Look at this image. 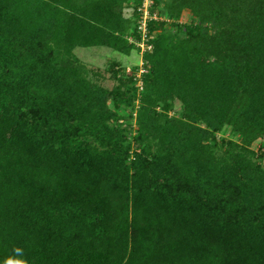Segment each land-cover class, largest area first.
I'll use <instances>...</instances> for the list:
<instances>
[{"label": "trees", "instance_id": "trees-1", "mask_svg": "<svg viewBox=\"0 0 264 264\" xmlns=\"http://www.w3.org/2000/svg\"><path fill=\"white\" fill-rule=\"evenodd\" d=\"M142 4L0 0V264H264V0H153L141 78L93 83Z\"/></svg>", "mask_w": 264, "mask_h": 264}, {"label": "rangeland", "instance_id": "rangeland-1", "mask_svg": "<svg viewBox=\"0 0 264 264\" xmlns=\"http://www.w3.org/2000/svg\"><path fill=\"white\" fill-rule=\"evenodd\" d=\"M137 0H130V7L124 10V15L128 19H132L135 23V3ZM153 12V13H152ZM151 13L157 20H165L167 17L160 14V9L156 8V6H152ZM180 24H189L192 22V16L189 11L184 12L181 15V18L178 20ZM173 21H169L163 30H159L154 32L151 39H155L158 35L162 33H172L173 31H177L172 26ZM139 29L140 23L137 21L136 25ZM134 41V40H133ZM143 43L144 47L140 48L136 45V49L129 55L125 56L116 51H113L109 48L105 47H93V48H77L75 50V55L79 58L81 63L85 65L87 70L89 71L88 78L93 83L107 88L109 90H113L115 87L119 85L117 79L113 76L112 66L116 65L117 69H124L127 73H132L134 68H139V71L136 73L137 79L141 78V75L145 72L143 69V56L146 50L148 49L145 42ZM151 48V47H150ZM149 48V49H150ZM141 84H138L140 87ZM174 107L172 112L170 113L173 117H182L184 114L183 106L179 101H175L173 103ZM232 129L228 128L223 135L218 136L219 141L225 137L227 139H231L234 142H238L239 139L236 138L232 131ZM252 149L258 154L264 153V138L259 139L252 147ZM225 149H219L217 154L219 156L224 155Z\"/></svg>", "mask_w": 264, "mask_h": 264}, {"label": "built area", "instance_id": "built-area-1", "mask_svg": "<svg viewBox=\"0 0 264 264\" xmlns=\"http://www.w3.org/2000/svg\"><path fill=\"white\" fill-rule=\"evenodd\" d=\"M153 6V0H143V4L142 6H140V8L138 9V12L140 14V19H139V33L142 37L141 42H145L146 44H148V40H149V31H148V23L150 20L155 19L156 17L153 16V14L151 13V8ZM132 43H135L133 40H131ZM136 43V45L138 47H144L143 43ZM148 46V45H147ZM151 46H148L146 51H150L152 48H150ZM150 48V49H149Z\"/></svg>", "mask_w": 264, "mask_h": 264}]
</instances>
